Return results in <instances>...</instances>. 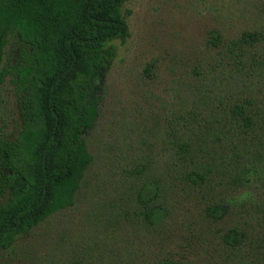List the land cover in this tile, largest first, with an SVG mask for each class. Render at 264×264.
Listing matches in <instances>:
<instances>
[{
    "label": "rangeland",
    "instance_id": "obj_1",
    "mask_svg": "<svg viewBox=\"0 0 264 264\" xmlns=\"http://www.w3.org/2000/svg\"><path fill=\"white\" fill-rule=\"evenodd\" d=\"M122 14L127 34L111 43L99 117L85 135L92 162L75 204L0 248V264H148L156 234L121 215L141 183L185 157L170 151L176 142H192L195 157L214 165L209 194L233 211L224 227L264 232V0H126ZM247 33L260 40L242 55L227 50ZM18 52L10 36L0 72ZM20 102L10 77L0 76V138L20 129ZM197 252L196 264L209 263ZM223 259L212 263L264 264L262 255Z\"/></svg>",
    "mask_w": 264,
    "mask_h": 264
},
{
    "label": "trees",
    "instance_id": "obj_2",
    "mask_svg": "<svg viewBox=\"0 0 264 264\" xmlns=\"http://www.w3.org/2000/svg\"><path fill=\"white\" fill-rule=\"evenodd\" d=\"M125 1L0 0V63L10 36L19 50L16 63L8 61L0 76L10 77L21 98L20 129L12 138H0V248L74 206L92 162L85 135L99 117L101 85L114 54L111 43L127 34ZM259 40L247 33L226 47L238 56ZM209 42L221 44L215 37ZM260 122L264 130V113ZM171 146L175 156L185 157L172 160L165 176L141 183L121 215L156 234L148 264H196L199 247L205 264L222 256L241 262L264 257V232L257 238L242 225L224 227L233 211L209 194L214 165L195 157L192 142ZM211 236L218 240L216 248ZM126 255L133 252L126 249Z\"/></svg>",
    "mask_w": 264,
    "mask_h": 264
}]
</instances>
